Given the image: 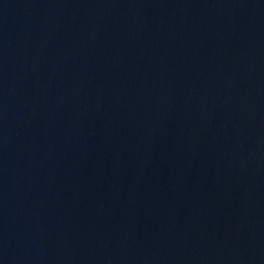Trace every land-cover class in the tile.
Instances as JSON below:
<instances>
[{
  "label": "water",
  "instance_id": "water-1",
  "mask_svg": "<svg viewBox=\"0 0 264 264\" xmlns=\"http://www.w3.org/2000/svg\"><path fill=\"white\" fill-rule=\"evenodd\" d=\"M0 264H264V0H0Z\"/></svg>",
  "mask_w": 264,
  "mask_h": 264
}]
</instances>
